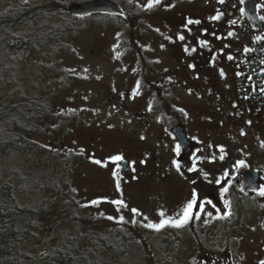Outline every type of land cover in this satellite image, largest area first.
I'll return each mask as SVG.
<instances>
[{
  "label": "flooded vegetation",
  "instance_id": "af4514ba",
  "mask_svg": "<svg viewBox=\"0 0 264 264\" xmlns=\"http://www.w3.org/2000/svg\"><path fill=\"white\" fill-rule=\"evenodd\" d=\"M120 8L99 14L120 30L117 58L131 73L129 91L103 101L118 128L86 120L84 146L70 149L122 178L133 165L162 169L178 218L146 247L123 243L117 264L133 249L147 264H264V0ZM189 204L188 222L172 226Z\"/></svg>",
  "mask_w": 264,
  "mask_h": 264
},
{
  "label": "rangeland",
  "instance_id": "374dc122",
  "mask_svg": "<svg viewBox=\"0 0 264 264\" xmlns=\"http://www.w3.org/2000/svg\"><path fill=\"white\" fill-rule=\"evenodd\" d=\"M48 1L0 0V14L9 8L26 7L35 12L31 19L37 26L35 37L48 29L42 46L39 49L31 46V52L0 46V108L17 90L43 101L47 109L38 135L33 138L34 149L28 151L25 159L32 167L28 169L23 164L30 189L26 203L40 211L26 252L45 260L53 254L56 242L79 239L83 243L79 242L77 253L89 255L91 250L85 248L84 236L103 238L112 246L121 237L119 243H127V247H146L155 226L178 218V207L171 206L177 199L165 187L162 169L133 165L132 178H122L111 167L99 165L78 150L70 149L84 146L86 120L106 129L118 128L112 110L106 109L103 101L116 97L119 91H129L131 73L122 69L117 58L121 32L109 15L73 17L67 12L69 7L88 0H51L58 2L61 10H57V19L49 21L50 16H41ZM112 1L125 9L128 5L134 8L152 2ZM20 31L18 28L19 35ZM126 97L131 101L130 96ZM56 114L59 118H55ZM123 147L116 142L114 147L106 146L96 155H111L117 151L115 148ZM74 150L77 152L72 153ZM16 164L13 161L10 166ZM114 251H102L106 254L102 257H108L102 264H117L121 260ZM125 257L124 264H147L148 255L143 249L128 251Z\"/></svg>",
  "mask_w": 264,
  "mask_h": 264
},
{
  "label": "trees",
  "instance_id": "16d2710c",
  "mask_svg": "<svg viewBox=\"0 0 264 264\" xmlns=\"http://www.w3.org/2000/svg\"><path fill=\"white\" fill-rule=\"evenodd\" d=\"M52 2L55 1L49 0L44 3L43 7L45 8L41 13L42 17L50 16L49 21L57 19V10H61L58 2ZM51 5L56 6L55 9L53 8V12L51 8L54 6ZM29 8H9L8 12L0 14V46L2 48L20 49L26 53L30 51L31 46L35 49L42 46L40 44L48 29L43 33L40 31L41 36H34L38 33H34L37 26L35 23H31L35 12H30ZM18 28L22 30L20 35ZM49 29H52V25ZM7 101L0 108V264H102L103 259H108V257H102V249L105 248L112 252H115V249L119 251L123 247L119 243L121 237L112 246L103 238L97 240L92 239L91 236L89 238L84 236L85 248L91 249L89 255L93 253L96 257L95 255L77 253L78 244L82 242L79 239L67 240L63 244L56 242L53 254L46 257L45 260L26 252L27 244L37 228L36 220L40 211L32 204L26 203L29 199L30 189L28 187L29 177L25 174L23 164L28 169L32 167V163H26L25 159L29 155L28 151L34 149L33 138L38 134L37 130L39 131V127L42 125L44 110L42 111L43 104L34 103L36 98L23 95L17 90L11 93ZM13 161L17 164L10 166Z\"/></svg>",
  "mask_w": 264,
  "mask_h": 264
},
{
  "label": "water",
  "instance_id": "95a60500",
  "mask_svg": "<svg viewBox=\"0 0 264 264\" xmlns=\"http://www.w3.org/2000/svg\"><path fill=\"white\" fill-rule=\"evenodd\" d=\"M103 11L113 13L120 12L119 8L108 0H94L69 8V12L72 14L98 13ZM178 138L181 140V135L178 134Z\"/></svg>",
  "mask_w": 264,
  "mask_h": 264
},
{
  "label": "snow or ice",
  "instance_id": "6c2138e0",
  "mask_svg": "<svg viewBox=\"0 0 264 264\" xmlns=\"http://www.w3.org/2000/svg\"><path fill=\"white\" fill-rule=\"evenodd\" d=\"M156 2L159 3V0H156ZM220 2H223V0H220ZM216 19H219V17H216ZM189 23H192V21H189ZM180 39H183V37H180ZM116 159L119 160L120 157H117ZM118 187H119V185H118ZM226 191H227V189H225V192ZM259 194L264 195V190H261V192ZM116 203H120V202H116ZM192 207H193V205L189 204L184 211L183 218L181 220H179L178 222L173 223L172 226L179 228L182 225L186 224L188 222L190 210L192 209ZM133 211L135 212V210H133ZM169 223H170V221L164 220L160 225L155 226L156 230L159 231L160 228H162L164 225L169 224ZM148 227H153V225H148Z\"/></svg>",
  "mask_w": 264,
  "mask_h": 264
},
{
  "label": "bare ground",
  "instance_id": "6f19581e",
  "mask_svg": "<svg viewBox=\"0 0 264 264\" xmlns=\"http://www.w3.org/2000/svg\"><path fill=\"white\" fill-rule=\"evenodd\" d=\"M60 5V4H59ZM37 7H38V5H36ZM35 7V6H34ZM43 9V8H42ZM31 10H33V9H31ZM35 10V9H34ZM51 10H53V9H51ZM59 10V9H58ZM37 11H39V10H37ZM48 11V10H47ZM25 12V11H24ZM5 14V13H4ZM29 14H33V13H29ZM30 16V15H29ZM15 19V18H14ZM8 21V20H7ZM24 25V24H23ZM15 43V42H14ZM33 47V46H32ZM11 67V66H10ZM16 98V97H15ZM21 109H22V107H21ZM43 113V112H42ZM33 114V113H32ZM37 116V115H36ZM35 117V116H34ZM36 119V118H35ZM15 121V120H14ZM23 126V125H22ZM32 128H34V127H32ZM21 130V129H20ZM18 142H19V140H18ZM22 142V141H21ZM26 142V141H25ZM28 142V141H27ZM18 180V179H17ZM39 197V196H38ZM37 217V216H36ZM75 241V240H74ZM75 244V243H74ZM84 247V246H83ZM68 249V248H67ZM92 255V254H91ZM17 257V256H16ZM93 258V257H92Z\"/></svg>",
  "mask_w": 264,
  "mask_h": 264
}]
</instances>
